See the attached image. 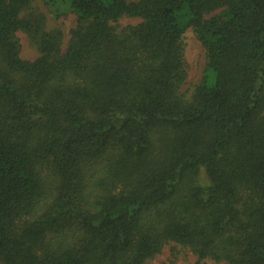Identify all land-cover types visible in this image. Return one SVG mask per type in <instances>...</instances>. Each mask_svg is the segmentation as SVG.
I'll return each mask as SVG.
<instances>
[{
  "label": "trees",
  "instance_id": "1",
  "mask_svg": "<svg viewBox=\"0 0 264 264\" xmlns=\"http://www.w3.org/2000/svg\"><path fill=\"white\" fill-rule=\"evenodd\" d=\"M33 1L0 0V264H264V0H46L65 50Z\"/></svg>",
  "mask_w": 264,
  "mask_h": 264
},
{
  "label": "rangeland",
  "instance_id": "2",
  "mask_svg": "<svg viewBox=\"0 0 264 264\" xmlns=\"http://www.w3.org/2000/svg\"><path fill=\"white\" fill-rule=\"evenodd\" d=\"M32 9L36 14H42L45 19V29L47 31L59 30L63 35L62 49L65 50L70 39V31L76 26V17L71 13L55 16L48 9L46 0H34ZM139 20L125 18L118 24L119 30L131 25H137ZM22 48V58L28 61L35 60L39 54L27 34L18 33ZM184 54L188 66V78L183 87V91L189 95L193 88L200 82L206 64L205 50L202 44L196 39L192 30H188L184 35ZM197 258L187 249L175 245L167 244L160 255L153 259L150 264H197ZM203 264H225L205 260Z\"/></svg>",
  "mask_w": 264,
  "mask_h": 264
}]
</instances>
